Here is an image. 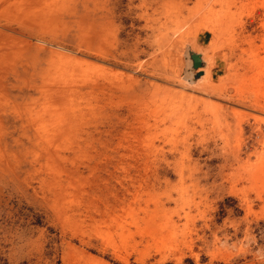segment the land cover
<instances>
[{"label": "rangeland", "instance_id": "rangeland-1", "mask_svg": "<svg viewBox=\"0 0 264 264\" xmlns=\"http://www.w3.org/2000/svg\"><path fill=\"white\" fill-rule=\"evenodd\" d=\"M0 264H264V0H0Z\"/></svg>", "mask_w": 264, "mask_h": 264}, {"label": "water", "instance_id": "water-1", "mask_svg": "<svg viewBox=\"0 0 264 264\" xmlns=\"http://www.w3.org/2000/svg\"><path fill=\"white\" fill-rule=\"evenodd\" d=\"M188 53V59L191 62V65L189 66V68L187 69L186 73L188 75H191L192 77H190V79H195L196 77H198L200 75V73H195L194 70L201 66V56L200 54L194 53V52H187Z\"/></svg>", "mask_w": 264, "mask_h": 264}, {"label": "bare ground", "instance_id": "bare-ground-1", "mask_svg": "<svg viewBox=\"0 0 264 264\" xmlns=\"http://www.w3.org/2000/svg\"><path fill=\"white\" fill-rule=\"evenodd\" d=\"M187 77H189V78H190V77H192V76H191V75H188Z\"/></svg>", "mask_w": 264, "mask_h": 264}]
</instances>
